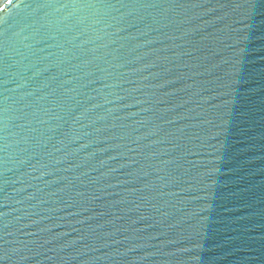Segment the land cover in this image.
<instances>
[{
	"label": "water",
	"instance_id": "water-1",
	"mask_svg": "<svg viewBox=\"0 0 264 264\" xmlns=\"http://www.w3.org/2000/svg\"><path fill=\"white\" fill-rule=\"evenodd\" d=\"M0 264H264V0H0Z\"/></svg>",
	"mask_w": 264,
	"mask_h": 264
}]
</instances>
